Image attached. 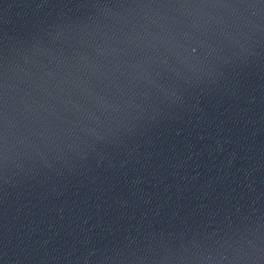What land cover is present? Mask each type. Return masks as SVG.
<instances>
[{
    "label": "water",
    "instance_id": "1",
    "mask_svg": "<svg viewBox=\"0 0 264 264\" xmlns=\"http://www.w3.org/2000/svg\"><path fill=\"white\" fill-rule=\"evenodd\" d=\"M0 264H264V0H0Z\"/></svg>",
    "mask_w": 264,
    "mask_h": 264
}]
</instances>
